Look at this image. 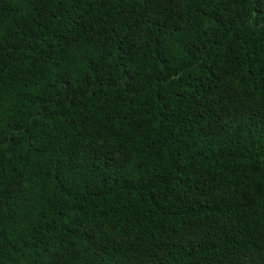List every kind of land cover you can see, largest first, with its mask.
<instances>
[{
  "label": "trees",
  "instance_id": "trees-1",
  "mask_svg": "<svg viewBox=\"0 0 264 264\" xmlns=\"http://www.w3.org/2000/svg\"><path fill=\"white\" fill-rule=\"evenodd\" d=\"M0 264H264V0H0Z\"/></svg>",
  "mask_w": 264,
  "mask_h": 264
}]
</instances>
